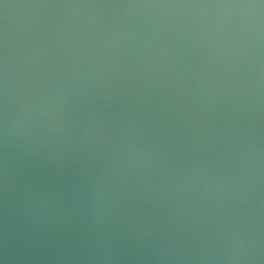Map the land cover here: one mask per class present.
<instances>
[{
	"label": "water",
	"instance_id": "water-1",
	"mask_svg": "<svg viewBox=\"0 0 264 264\" xmlns=\"http://www.w3.org/2000/svg\"><path fill=\"white\" fill-rule=\"evenodd\" d=\"M0 264H264V0H0Z\"/></svg>",
	"mask_w": 264,
	"mask_h": 264
}]
</instances>
